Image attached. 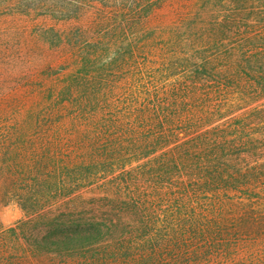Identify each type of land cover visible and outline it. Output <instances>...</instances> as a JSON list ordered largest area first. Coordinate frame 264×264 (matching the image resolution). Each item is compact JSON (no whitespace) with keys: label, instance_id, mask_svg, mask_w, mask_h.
<instances>
[{"label":"rangeland","instance_id":"rangeland-1","mask_svg":"<svg viewBox=\"0 0 264 264\" xmlns=\"http://www.w3.org/2000/svg\"><path fill=\"white\" fill-rule=\"evenodd\" d=\"M207 46L264 58V0H167L148 15L131 0H0V264H264V90L248 76L211 83L196 131L138 114L189 86L193 50ZM207 130L234 153L228 182L133 180ZM158 135L169 141L140 154ZM121 194L154 216L156 246L119 234L83 250L40 245L51 228L39 217L101 215Z\"/></svg>","mask_w":264,"mask_h":264},{"label":"trees","instance_id":"trees-1","mask_svg":"<svg viewBox=\"0 0 264 264\" xmlns=\"http://www.w3.org/2000/svg\"><path fill=\"white\" fill-rule=\"evenodd\" d=\"M131 1L135 13L146 10L148 15L154 8L166 4L167 0ZM207 44L209 45V42L202 39H195L191 43L192 47H196V45L203 47ZM222 49L223 51H217L213 54L208 46L206 48H194L192 58L196 59L197 62L192 64V72L186 78L189 81V86L186 84L178 90L170 91L166 94V103L160 106L155 104V109L149 110L147 115L143 111H138L139 116L148 122H154V120L163 117L159 122L168 125L182 120L186 122L188 130L196 131L210 122L209 114L205 108L208 107L213 99V94L216 93L211 83L221 84L225 89H228L229 87H238L243 77L248 76L264 90V58L251 56L247 59L237 54L236 48L225 49L222 46ZM185 63H187L186 60ZM250 68L251 72L249 71ZM91 93L98 94L99 92L97 89L87 92L88 99ZM95 95L94 97H96ZM208 132L207 130V132L199 134L193 142L176 147L175 153L155 159V166H151L143 172H137L133 175V180H138V176H140L143 181L151 183L155 189L160 188V183L162 185L165 182L169 185L179 183L184 188L189 186L194 190L202 189L203 191L209 190L217 183L228 182V178L231 177L228 172L234 169L233 162L236 158L233 157L234 153L225 154L221 145L216 146L214 144L211 146L206 134ZM166 139L163 135L151 138L147 144H143L141 148L143 152L140 154L148 156L158 145L166 144L169 141ZM241 153L237 152L235 155L238 157ZM255 155L253 154V156ZM235 165V171L240 172L242 166L237 162ZM237 165H239L238 168ZM262 171L259 172L257 169L255 176L263 174ZM249 172L250 170L245 171L247 174ZM107 201L111 206V211L101 213V215L94 213V211L91 213L83 211L76 215L39 217L38 220L42 226L51 228L40 245L55 247L58 250L69 248L83 250L109 239L112 240L117 234L120 238L123 237L121 243H125L127 237H131V239L129 238L131 242L135 241L133 238H138L144 244L152 246L159 243L156 238L146 240L148 228H151L149 227L150 224H154V216L151 212L146 216L143 209L145 206L139 205L131 194H121L114 199H107ZM91 210L94 209L91 208Z\"/></svg>","mask_w":264,"mask_h":264}]
</instances>
